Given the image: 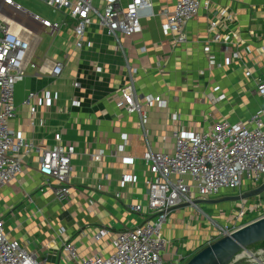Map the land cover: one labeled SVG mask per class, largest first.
Wrapping results in <instances>:
<instances>
[{
    "label": "crops",
    "instance_id": "0c3cea01",
    "mask_svg": "<svg viewBox=\"0 0 264 264\" xmlns=\"http://www.w3.org/2000/svg\"><path fill=\"white\" fill-rule=\"evenodd\" d=\"M108 1L94 4L103 8ZM120 1L127 6L131 0ZM210 1L214 10L226 7L236 14L222 40L212 45L215 61L204 51L212 12L202 9L189 22L186 44H175L174 35L165 33L161 12L173 8L175 0H155L156 16L143 22L141 33L121 34L123 48L97 22L88 28L84 46L77 47L72 18L61 32L51 34L32 13L15 10L2 0L0 14L15 21L16 29L20 24L32 32L31 62L36 65H28L26 79L17 85V113L11 126L39 149L24 158L23 170L14 180L0 185V214L8 235L40 259L47 258L45 264H68L62 246L69 240L82 257L98 252L107 256L118 231L143 222L144 214L133 212L130 205H146L148 168L143 154L148 143L156 151H170L176 131L190 133L224 120L238 124L262 107L256 87L264 74V0ZM43 32L51 40L41 38ZM53 61L63 62L61 76L48 71ZM127 62L137 69V89L166 102L165 107L149 109L144 125L138 115L117 105L130 80ZM30 92L39 93L34 118L25 103ZM57 133L76 147L71 191L62 202L56 198L55 185L47 186L39 173L41 155L55 144ZM93 155H101L102 161H94ZM249 189L255 187L245 181L234 191L246 194ZM254 207L204 206L208 215L189 205L174 208L162 232L165 259L186 264L218 237L213 219L224 222L242 208L251 212ZM103 228L111 229L112 235L96 241Z\"/></svg>",
    "mask_w": 264,
    "mask_h": 264
},
{
    "label": "built area",
    "instance_id": "2783aa9c",
    "mask_svg": "<svg viewBox=\"0 0 264 264\" xmlns=\"http://www.w3.org/2000/svg\"><path fill=\"white\" fill-rule=\"evenodd\" d=\"M3 1L15 10L25 11L14 0ZM44 1L75 21L73 30L77 47L84 46L88 28L97 22L123 48L121 34L141 33L143 22L156 16L155 0H131L127 6L120 0H109L103 8L97 7L94 0ZM202 9L213 14L209 19V36L204 51L210 61H215L212 45L219 43L223 37L222 32L236 21L235 12L229 8L214 10L210 0H175L173 8L165 7L161 12L165 17L164 31L174 35L175 44L188 43V24ZM32 15L51 34L61 32L68 24V21L52 22L37 14ZM31 34L26 28L17 30L0 14V185L14 180L23 170L24 158L39 149L34 140L20 136L11 126L17 113V85L26 79L29 64L36 67L31 62ZM126 65L130 80L121 89L117 105L129 114L138 115L144 125L149 109L165 107L166 102L160 95L140 92L135 83L137 69L130 62ZM48 71L53 76H61L64 71L63 62H51ZM75 86H79V83L76 82ZM256 91L262 98V107L243 122L233 124L224 120L190 133L176 131L170 151H156L148 143L143 154L144 164L148 168L145 178L148 187L146 205H130L133 212L144 214L143 222L118 231L112 241L113 251L107 256L98 252L82 257L73 241H65L62 246L65 262L177 264L164 257L166 241L162 232L171 210L189 205L203 211L199 203L217 196L224 189L238 190L245 181L255 188L264 184V74L258 80ZM38 99L37 92H30L25 99L33 118L37 112ZM173 117L178 118V114L174 113ZM31 125H35L34 119ZM75 154L76 147L65 143L62 134L57 133L55 144L41 155L39 173L45 178L47 186L55 185L56 198L61 202L69 197L71 191ZM93 159L101 162L103 157L93 155ZM247 212V209H243L236 217L239 219L246 216ZM233 231L223 227L220 229L221 234L225 235ZM110 235L112 230L103 228L98 231L95 239L100 241ZM253 254L257 255L255 260L245 258L243 261L246 262L239 264H264V250ZM240 255L229 264H237ZM47 260L40 259L36 252L29 250L20 240L11 238L0 214V264H45Z\"/></svg>",
    "mask_w": 264,
    "mask_h": 264
},
{
    "label": "rangeland",
    "instance_id": "374dc122",
    "mask_svg": "<svg viewBox=\"0 0 264 264\" xmlns=\"http://www.w3.org/2000/svg\"><path fill=\"white\" fill-rule=\"evenodd\" d=\"M14 1L16 3L21 4L22 7L25 10H27L28 12H30L32 14H37L40 17L45 18V19L47 18V19L51 20L52 22L62 23L65 20L70 22V18L66 17L64 12L56 10V9L48 6L44 0H14ZM0 6H2V0H0ZM14 23H16V22L14 21ZM40 37L43 38L44 40H51V38H49V35L46 32L41 33ZM253 92H254V90H253ZM242 121L243 120H241L239 122H242ZM236 123H238V122H236ZM226 190H228V191H226ZM224 192L218 194L217 196H214L213 198L218 199L222 196L234 197V196L242 195V194H238V192H236L234 190L229 191V189H225ZM249 192H250V189H249ZM199 205L207 213V215L211 214V212L208 211L207 209H204V206H257L251 212H247L246 216H243L239 219L236 216L244 208H242L241 210L236 212L235 216H233L232 219H230V220H226L225 218H224L225 219L224 222L218 221L216 219H213V221L211 220L212 224L215 225V227L218 231V237L216 236L215 240L220 238V237L225 236V234H221V232H220L221 227H223L225 229H230L232 231V230H235L241 226H244L245 224L253 222L254 220H257L261 217H264V193L261 194V196L258 195L256 197L247 198V199H244L241 201L229 200V201H222V202H214L213 204H210L208 202H200ZM221 213L225 214L226 208H223V212H221ZM260 250H264V242H259V243H256V244L248 247V251L253 252V253L259 252ZM244 251L245 250H243L240 254H242ZM245 262H246V260L243 261L242 263H245Z\"/></svg>",
    "mask_w": 264,
    "mask_h": 264
},
{
    "label": "water",
    "instance_id": "95a60500",
    "mask_svg": "<svg viewBox=\"0 0 264 264\" xmlns=\"http://www.w3.org/2000/svg\"><path fill=\"white\" fill-rule=\"evenodd\" d=\"M264 193V184L249 193L228 197L230 200H244ZM264 241V217L245 224L233 232H228L209 243L196 253L186 264H229L234 257L240 255L248 247ZM244 258L238 260L239 264Z\"/></svg>",
    "mask_w": 264,
    "mask_h": 264
},
{
    "label": "bare ground",
    "instance_id": "6f19581e",
    "mask_svg": "<svg viewBox=\"0 0 264 264\" xmlns=\"http://www.w3.org/2000/svg\"><path fill=\"white\" fill-rule=\"evenodd\" d=\"M8 24L14 25V21L9 19L7 20ZM17 30H23V27L19 24L17 27ZM246 258V259H251L255 260L257 258V255H254L252 252L245 250V252L239 256V259Z\"/></svg>",
    "mask_w": 264,
    "mask_h": 264
},
{
    "label": "trees",
    "instance_id": "16d2710c",
    "mask_svg": "<svg viewBox=\"0 0 264 264\" xmlns=\"http://www.w3.org/2000/svg\"><path fill=\"white\" fill-rule=\"evenodd\" d=\"M262 242H264V241H262Z\"/></svg>",
    "mask_w": 264,
    "mask_h": 264
}]
</instances>
